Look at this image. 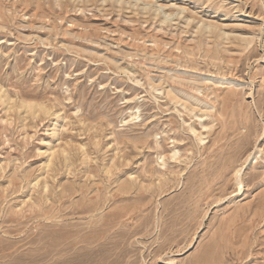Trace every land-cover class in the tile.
I'll return each instance as SVG.
<instances>
[{"label":"rangeland","instance_id":"obj_1","mask_svg":"<svg viewBox=\"0 0 264 264\" xmlns=\"http://www.w3.org/2000/svg\"><path fill=\"white\" fill-rule=\"evenodd\" d=\"M0 264H264V0H0Z\"/></svg>","mask_w":264,"mask_h":264},{"label":"bare ground","instance_id":"obj_2","mask_svg":"<svg viewBox=\"0 0 264 264\" xmlns=\"http://www.w3.org/2000/svg\"><path fill=\"white\" fill-rule=\"evenodd\" d=\"M55 1V0H54ZM91 1V0H90ZM104 1V0H103ZM107 0H105V2H106ZM108 2H109V0H108ZM126 3V2H125ZM120 4V3H119ZM123 4V3H122ZM127 4V3H126ZM150 5V4H149ZM158 8V10L160 9V7H157ZM157 8L155 7V9H156V11H157ZM154 9V10H155ZM181 11H182V9H181ZM184 11V10H183ZM163 16H164V22L165 21H167L168 20V18H169V14L167 15V14H164L163 13ZM161 20V19H160ZM207 30V29H206ZM177 79V78H176ZM168 95V94H167ZM172 99H174V97L172 98ZM27 108L28 109H32L33 107L31 106V105H27ZM35 110V109H34ZM204 116V115H203ZM199 118V117H198ZM133 120V119H132ZM201 120V119H200ZM203 130V129H202ZM206 130V129H205ZM194 132V131H193ZM194 134H196V133H194ZM196 136V135H195Z\"/></svg>","mask_w":264,"mask_h":264}]
</instances>
